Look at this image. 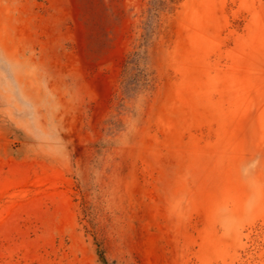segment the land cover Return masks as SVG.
Instances as JSON below:
<instances>
[{"label": "rangeland", "instance_id": "1", "mask_svg": "<svg viewBox=\"0 0 264 264\" xmlns=\"http://www.w3.org/2000/svg\"><path fill=\"white\" fill-rule=\"evenodd\" d=\"M167 3L0 0V264H264V0Z\"/></svg>", "mask_w": 264, "mask_h": 264}, {"label": "trees", "instance_id": "2", "mask_svg": "<svg viewBox=\"0 0 264 264\" xmlns=\"http://www.w3.org/2000/svg\"><path fill=\"white\" fill-rule=\"evenodd\" d=\"M167 5V0H152L151 10L153 14L150 16L152 28L155 26L158 17V10ZM154 83V73L151 71L145 56L139 51L132 53L126 59L123 70V87L127 94L150 90L153 88Z\"/></svg>", "mask_w": 264, "mask_h": 264}]
</instances>
